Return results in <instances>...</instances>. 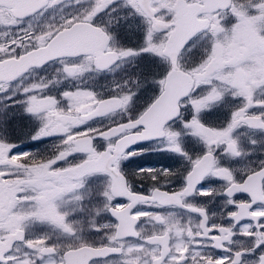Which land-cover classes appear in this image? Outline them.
I'll return each instance as SVG.
<instances>
[{
  "label": "snow or ice",
  "instance_id": "6c2138e0",
  "mask_svg": "<svg viewBox=\"0 0 264 264\" xmlns=\"http://www.w3.org/2000/svg\"><path fill=\"white\" fill-rule=\"evenodd\" d=\"M0 264H264V0H0Z\"/></svg>",
  "mask_w": 264,
  "mask_h": 264
},
{
  "label": "flooded vegetation",
  "instance_id": "af4514ba",
  "mask_svg": "<svg viewBox=\"0 0 264 264\" xmlns=\"http://www.w3.org/2000/svg\"><path fill=\"white\" fill-rule=\"evenodd\" d=\"M13 127L15 128L16 136L19 138V142L21 143V146L27 150L29 147H31V142L28 139V135L30 134L31 127L30 125H27V121H22L18 117L15 119ZM39 143V142H37ZM41 150H51L52 144L51 143H44L40 144ZM171 154H151L145 157H139L134 162V166H143V167H171L176 170H182V168L185 165L184 161H180L177 163L176 159L170 158ZM147 187V185H145ZM239 195V194H238ZM240 198H244L241 196ZM206 199V198H205Z\"/></svg>",
  "mask_w": 264,
  "mask_h": 264
}]
</instances>
